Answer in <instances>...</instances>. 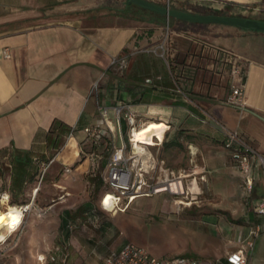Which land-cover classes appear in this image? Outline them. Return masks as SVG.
<instances>
[{
	"label": "crops",
	"instance_id": "0c3cea01",
	"mask_svg": "<svg viewBox=\"0 0 264 264\" xmlns=\"http://www.w3.org/2000/svg\"><path fill=\"white\" fill-rule=\"evenodd\" d=\"M150 1L199 14L264 20V0ZM130 6L127 1L117 6L106 0H0V163L10 159L13 167L12 174L0 175V192L7 191L12 197L3 188L5 180L13 189H21L38 170L39 161L47 163L49 178L62 187L58 204L65 205L59 219L67 235L56 247L65 256L63 264H106L111 251L129 242L157 257H190L186 254L191 253V257L211 264H232L229 255L243 249L257 224L263 230L253 249H245L244 255L246 264H264V215L255 210L264 199L260 166L254 170L252 198L229 196L230 204H241L234 217L246 223L230 228L233 241L218 253L169 242L192 216L171 213L160 223L168 231L150 232L136 242L124 234L127 227L134 226L135 214L119 210L110 215L102 208L101 197L108 187L107 161L98 153L103 146L91 148L86 127H98L102 142L110 138L115 146L109 132L122 137L123 127H129L124 116L118 120L113 108L104 115L102 107L125 104L135 114L138 127L159 121L163 132L167 129L164 152L159 148L153 154L157 163L163 156L177 171L199 168L222 179L224 186H244L235 151L224 145L229 132L238 133L264 156V31L175 18L159 21L155 15ZM166 28L170 31V54L162 52L159 40ZM210 40L229 49L219 51L226 60L216 67L215 75L211 67L196 69L198 58L192 51L208 48ZM6 49L10 57H6ZM124 55L131 59V66L123 75L111 67V61ZM237 67L243 73L233 77ZM195 73L202 82L195 87L189 81L180 85L179 75ZM219 75L221 78L215 79L218 84L212 86L211 77ZM234 84L244 89L242 107L229 102ZM19 172L25 174L21 185ZM86 174L98 200L84 209L73 199L88 201ZM36 189L33 197L39 192L34 194ZM168 199H149L141 213L172 212L174 206H167ZM155 226L158 229L159 224Z\"/></svg>",
	"mask_w": 264,
	"mask_h": 264
},
{
	"label": "rangeland",
	"instance_id": "374dc122",
	"mask_svg": "<svg viewBox=\"0 0 264 264\" xmlns=\"http://www.w3.org/2000/svg\"><path fill=\"white\" fill-rule=\"evenodd\" d=\"M106 3L111 5H124L125 0H106ZM169 32L164 29L159 37L160 42H163L161 49L162 52L170 54L171 47L169 42ZM218 41V40H217ZM211 44L209 49L206 47L189 48L193 51V54L198 58L196 69H204V67H211L213 75L216 74L219 65L225 62L219 51L228 52L229 49L220 48L214 43V40L208 41ZM216 45V46H214ZM213 49V50H212ZM226 49V50H225ZM192 53V52H191ZM203 62V64H201ZM131 66V59L128 60V67L124 71H120V74H127ZM219 74V73H218ZM211 84L215 86L219 81L215 79L221 78L219 76L211 77ZM178 81L182 87L189 81L192 86L195 87L196 83L201 81L196 73L195 75L182 74L178 76ZM193 87V88H194ZM109 135L113 137L116 146H120L124 140L128 141L129 127L123 129V138L116 133L115 136L112 132ZM163 144L159 146L150 147V151L153 154L161 150L164 152ZM160 164L158 174L165 177L169 173L170 178L182 177V184L178 187L179 193L173 194L170 190H165L152 195L139 196V198L133 203L130 208L126 209V212L134 217V226L127 227L125 229V235L130 240L138 242V240L145 239L149 236L150 232L158 231L159 233L168 231L161 227V222L164 219L170 218L171 213L182 215L183 217L192 216L190 220H184L187 226L177 230L176 234L171 236L169 242H173L175 245H190L195 249L209 250L212 253H218L222 251L226 245L232 243V236L229 235L230 228L236 225H243L246 222L237 220L234 215L237 211V207L241 204H230L229 196L238 195L244 198H252L247 195L244 186L240 188H233L224 186L222 179H218L217 176H212L205 171L193 167V170H188L187 167H182L181 170H175L171 167L170 163H166L163 156L159 157ZM162 160L164 163H162ZM47 164V163H46ZM42 163L37 164L38 170L29 177L27 183L23 188H16L8 186L5 180L3 188H7L11 194V205L8 208L0 209V214L4 217L0 220V264H57L60 262L63 264L65 256L62 251L56 247L64 243L67 235L66 230L61 223L59 216L65 211V205H59L61 198L62 187L55 185L49 178L48 166ZM164 165L165 171L162 169ZM0 175L5 178L12 174V165L10 159H5L0 163ZM210 175V176H209ZM89 175L86 174L84 181L86 182V195L88 201L80 203L82 197H77L73 201L77 203L78 207L87 208L91 203H95L98 196L95 193V187L89 181ZM196 182V185L192 182ZM38 187L37 197L32 196L33 188ZM40 188V189H39ZM168 197L167 206L173 205L174 209L172 212H153L154 210L148 211L151 213L142 214L145 212L143 209L144 204L149 202V199H153L156 196ZM33 201L31 208L22 215L18 216V224L14 226L11 223L12 214L9 212L12 209L20 210V208L13 207V204L25 205ZM182 201V202H179ZM75 206V207H77ZM145 207V206H144ZM140 209V210H139ZM176 209V210H175ZM113 212H110L112 215ZM155 214V215H154ZM159 224L158 229H155V225ZM19 228V229H18ZM18 229V230H17ZM17 230V231H16ZM15 231L6 241L7 236L10 232ZM170 231V230H169ZM170 238V235H168ZM188 256L193 254L188 253ZM190 256V257H191ZM66 262V260H64ZM65 264V263H64Z\"/></svg>",
	"mask_w": 264,
	"mask_h": 264
},
{
	"label": "built area",
	"instance_id": "2783aa9c",
	"mask_svg": "<svg viewBox=\"0 0 264 264\" xmlns=\"http://www.w3.org/2000/svg\"><path fill=\"white\" fill-rule=\"evenodd\" d=\"M168 3L171 0H166ZM6 57H10L9 52L5 51ZM129 56L114 57L111 61V67L117 71H124L128 67ZM243 70L239 67L233 70V77L240 76ZM245 93L241 85L234 84L229 97V102L237 105H245ZM110 108L115 110L118 120L124 116L129 125L128 141L120 146L113 148V153L106 167L105 181L108 190L101 197V206L105 211L117 212L125 211L129 204L139 196L152 195V193L161 192L160 189L170 190L173 194H178V187L182 184V177L170 178L169 173L162 177L158 174L159 165L152 153L150 147L159 146L162 140L157 134L152 135V142L146 140L143 143L137 141L134 136V130L137 126L135 114L130 111L125 104L115 105L113 107H102L101 112L105 115ZM164 130V134L166 132ZM113 130V129H111ZM87 141L94 144L102 142L103 135L98 127H86ZM123 138V135H122ZM143 148H139V146ZM225 146L234 149V158L238 162L241 171L242 180L247 195L252 196L255 191L256 166H260L264 175V156L260 155L251 145L240 138L238 133L229 132L225 139ZM69 171L70 169H66ZM192 184H194L192 182ZM109 198L111 207H107L106 200ZM11 205V195L7 191L0 192V209L8 208ZM16 205V204H13ZM26 205V204H25ZM23 207L24 205H19ZM29 210V209H28ZM28 210H25L27 212ZM257 213L264 215V199L255 207ZM263 228L260 224L255 225L250 231V238L246 240L243 249L229 255L228 260L232 264H246L244 255L245 249H253L255 239L261 234ZM106 264H211L206 260L178 256V257H157L152 255L144 247L129 242L118 251H111L105 258Z\"/></svg>",
	"mask_w": 264,
	"mask_h": 264
},
{
	"label": "water",
	"instance_id": "95a60500",
	"mask_svg": "<svg viewBox=\"0 0 264 264\" xmlns=\"http://www.w3.org/2000/svg\"><path fill=\"white\" fill-rule=\"evenodd\" d=\"M128 5H136L143 9L164 15L167 18H175L186 22L199 24H223L237 26L243 29H252L264 31V20L238 17L230 15L217 14H199L190 11L180 10L170 7L169 5H161L150 0H127ZM264 120V118H263Z\"/></svg>",
	"mask_w": 264,
	"mask_h": 264
},
{
	"label": "bare ground",
	"instance_id": "6f19581e",
	"mask_svg": "<svg viewBox=\"0 0 264 264\" xmlns=\"http://www.w3.org/2000/svg\"><path fill=\"white\" fill-rule=\"evenodd\" d=\"M157 134V136L159 137V139H161L162 141L164 140V132L163 129L160 125L159 121H149L147 123H145L143 126H141L139 129L134 130V136L135 139L137 141L140 142H144L146 140L150 141L151 144H155L154 142H152L153 140L152 135ZM137 146H139V144H137ZM139 148H143V146H139ZM165 188L160 189V191H164ZM38 189L35 190L34 194L36 193ZM136 199V198H135ZM182 202V201H179ZM31 203L24 205L23 207H20V210H15V209H11V211L9 212L10 214H12V218H11V223L14 224V226H16L18 224L17 219L19 215H22L23 212H25V210H28L31 208ZM106 205L107 207H111L110 205V200L109 198L106 200ZM4 217V215L0 214V220ZM19 229V228H18ZM17 229V230H18Z\"/></svg>",
	"mask_w": 264,
	"mask_h": 264
},
{
	"label": "trees",
	"instance_id": "16d2710c",
	"mask_svg": "<svg viewBox=\"0 0 264 264\" xmlns=\"http://www.w3.org/2000/svg\"><path fill=\"white\" fill-rule=\"evenodd\" d=\"M125 1H127V0H125ZM130 7H135V8H137V9H139V10L145 12V13L155 15L156 17L159 18V21H165V19L167 18V17L164 16V15H160V14H158V13H154V12H152V11H149V10L143 9V8L138 7V6H136V5H131ZM123 128L126 129L127 126H124ZM224 145H225V140H224ZM99 146H103V150L100 151V152L98 151V153H100V155H103V159H104L105 161H107V164H108V161H109V159H110V157H111V155H112V153H113L114 143L112 142V140H111L110 138H107L106 141L101 142V143L98 144V145H97V144H94V143H91V148H92L93 150H97V149H99ZM18 176L20 177V178L18 179V185H21V181H22V179L25 177V174L19 172V173H18ZM101 179H102V178H101ZM99 183H101V185H102V183H103L102 180H101V181L99 180ZM107 190H108V187H106L105 191H107ZM11 203H12V201H11ZM16 205H17V204H16ZM14 206H15V205H14ZM18 206H19V205H18Z\"/></svg>",
	"mask_w": 264,
	"mask_h": 264
}]
</instances>
